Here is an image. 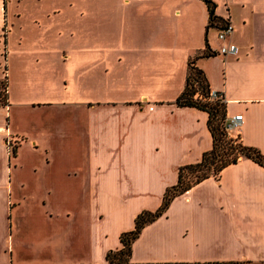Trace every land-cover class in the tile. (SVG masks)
Instances as JSON below:
<instances>
[{
    "label": "crops",
    "instance_id": "obj_1",
    "mask_svg": "<svg viewBox=\"0 0 264 264\" xmlns=\"http://www.w3.org/2000/svg\"><path fill=\"white\" fill-rule=\"evenodd\" d=\"M70 1L89 18L91 0ZM99 1L128 8L126 41L121 29L114 43L61 44L74 27L55 4L12 11L15 0H0V264L104 263L137 213L160 206L179 166L212 147L207 111L176 103L191 59L226 116L243 114L241 141L264 153V0H213V22L205 0ZM227 18L235 54L218 51ZM129 261L264 264V165L240 157L176 194Z\"/></svg>",
    "mask_w": 264,
    "mask_h": 264
},
{
    "label": "trees",
    "instance_id": "obj_2",
    "mask_svg": "<svg viewBox=\"0 0 264 264\" xmlns=\"http://www.w3.org/2000/svg\"><path fill=\"white\" fill-rule=\"evenodd\" d=\"M205 2L209 9L210 20L213 22L217 18L214 13L215 2L213 0H205ZM202 54L209 55L211 52L206 49ZM210 89L206 74L195 64L194 59H191L188 62V73L184 89L177 96L176 103L197 106L207 111V125L212 135V147L203 152L199 161L179 166L177 182L166 188L160 206L155 210L144 209L137 213L134 227L122 231L120 234L121 246L109 249L106 253V261L100 264H129L133 239L147 222L164 211L176 194L185 191L209 175H217L225 165L237 161L240 157H248L264 165V153L257 147L244 144L239 135H237L238 143L235 144L227 138L224 127L226 103L219 98L208 99ZM204 96H207L206 99ZM4 98L5 94L2 99ZM12 151L15 152V146H12ZM209 169L214 172L211 173ZM189 174L191 175L188 176Z\"/></svg>",
    "mask_w": 264,
    "mask_h": 264
},
{
    "label": "rangeland",
    "instance_id": "obj_3",
    "mask_svg": "<svg viewBox=\"0 0 264 264\" xmlns=\"http://www.w3.org/2000/svg\"><path fill=\"white\" fill-rule=\"evenodd\" d=\"M37 1H39V3H37ZM51 4H55L57 6V8L59 9V12L57 13H63L62 15L67 16V20L71 19L70 23L74 27V29H72L74 33L68 32L66 34L59 35L58 41L61 44H66L69 42H74L75 44H82L83 41L86 42L87 40H91L93 43H114L116 41H121V38H117L116 40L112 39L113 37H116V35H121V29H124L122 40L126 41V37L128 36V28L131 25H134L132 24L131 14L127 10L128 8L123 7L121 3L116 2H103L99 0H91V13L89 15V18L88 16L84 17L82 1H70L69 4L68 0H20V2L18 0H15V2L11 5V10H44ZM84 20L85 23H83ZM84 24L90 26V34L82 33ZM6 25L7 24H3L0 27V100L4 97L6 83V72L4 69L6 60V49L4 44ZM98 54H100L99 51L92 50V55L95 56V58H98ZM18 57L19 53H15L12 54L11 59L15 60ZM233 134L227 133V138L230 139V142H232L233 144L238 143V136L236 134ZM209 170L211 173L214 172L211 169ZM190 175L191 174H189L188 176Z\"/></svg>",
    "mask_w": 264,
    "mask_h": 264
},
{
    "label": "built area",
    "instance_id": "obj_4",
    "mask_svg": "<svg viewBox=\"0 0 264 264\" xmlns=\"http://www.w3.org/2000/svg\"><path fill=\"white\" fill-rule=\"evenodd\" d=\"M234 31V23L229 19H225L220 22L217 36L219 39L222 40V43L219 47V52L222 54H235L238 51V46L233 40H226L228 36H230ZM5 69V68H4ZM6 72V71H5ZM207 96H204L206 99ZM208 99H221L225 101V97L221 94V92L217 90L210 89ZM243 114L242 113H236L232 116H226L224 121V127L228 134H234L237 135L239 124L242 121ZM233 134V135H234ZM12 147H10L11 149Z\"/></svg>",
    "mask_w": 264,
    "mask_h": 264
}]
</instances>
